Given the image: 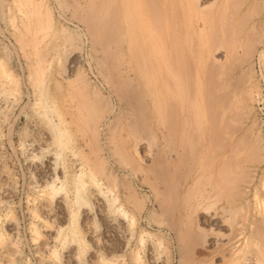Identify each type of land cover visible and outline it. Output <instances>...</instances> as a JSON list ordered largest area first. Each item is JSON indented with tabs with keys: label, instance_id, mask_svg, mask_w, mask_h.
I'll list each match as a JSON object with an SVG mask.
<instances>
[{
	"label": "rangeland",
	"instance_id": "374dc122",
	"mask_svg": "<svg viewBox=\"0 0 264 264\" xmlns=\"http://www.w3.org/2000/svg\"><path fill=\"white\" fill-rule=\"evenodd\" d=\"M200 1L214 12L219 2L224 8L231 5L226 1L225 6V0L224 4L215 0V5L214 0ZM255 1L248 24H256L260 39L246 56L243 82L237 93L232 88V96L234 105L240 106L246 93L250 141L257 138L259 148L254 153L241 147L233 150L235 133L223 151L214 150L211 156L205 152L211 147L206 128L201 148L210 165L197 164L198 153L190 163L180 154V159L175 157L173 162L184 175L173 194L171 185L149 170L154 162L146 140L140 141L138 152L131 147L136 158L144 155L143 168L118 169L125 175L124 183L92 182L88 165L96 153L92 144H86L91 134L84 135L68 121L82 116L77 101L84 87L81 77L111 96L118 107L97 67L103 55L100 46L73 8L58 0H0V264H264V0ZM250 3L246 0L240 11ZM204 35L197 32L201 41ZM197 51L202 62L206 55L202 44ZM224 53L220 49L215 56L228 66ZM197 73L205 78L202 67L193 77ZM192 84L191 101L207 105V88H197L195 79ZM62 113L67 127L59 123L65 120ZM183 113L189 115L188 128L195 124L188 108ZM110 121L111 116L101 128V143L109 165L117 169L109 152ZM134 141L131 138L130 145ZM183 149L185 143H176L171 158ZM185 172L190 173L188 179ZM208 174L219 188L199 207L195 193L211 180ZM100 175L96 173V178ZM233 185L249 186L247 199L229 195ZM189 186L193 192L187 196ZM76 187L85 201H78ZM187 197L195 199L194 209L186 206ZM243 227L251 237L248 245L238 239Z\"/></svg>",
	"mask_w": 264,
	"mask_h": 264
},
{
	"label": "bare ground",
	"instance_id": "6f19581e",
	"mask_svg": "<svg viewBox=\"0 0 264 264\" xmlns=\"http://www.w3.org/2000/svg\"><path fill=\"white\" fill-rule=\"evenodd\" d=\"M58 1L73 8L74 14L87 26L94 42L100 46L103 55L98 58L97 67L112 92L111 95L114 94L118 100L116 107L111 96L106 97L90 80L80 78L82 79L80 84L84 87L83 90L80 89L83 92L81 91L82 94L79 95L81 99L78 97L77 101L81 102L78 109L82 116L78 114L76 120L71 117L68 123H75L74 125L84 135L85 132L91 134L92 140L90 143L86 141V144L95 147L96 156L91 157L93 162L88 165L90 166L88 170L93 176L92 182L96 185L101 184V179H105L109 186L124 183L125 175H120L118 169L131 172L143 168L144 155L136 158L137 153L131 152V147L134 152H138V145L142 140L147 141L150 148L148 153L154 162V165L150 163L152 166L149 170L157 179L170 184L173 194L179 189L180 179L184 175L179 170L180 167L173 162L179 154L189 163L192 157L199 154L197 164L209 166V157L205 152L212 156L214 150L223 151L231 143L232 135L235 133H238V138L236 144L232 146L233 150L236 147L250 150L251 153L258 150L257 138L250 141L251 128L246 120L248 107L246 93L244 92V100L240 106L234 105L232 96V88L237 93L243 82L242 66L247 61L246 56L255 51L257 39H260L257 36L259 30L256 32V24H248L253 11L256 10L255 0H250V5L242 12L240 10L246 0H225V4L226 1L231 3L229 8H224L219 2V6L223 8L218 9V6L215 10L217 12L205 8L200 0H72L71 3L68 0ZM213 2L215 5V0ZM197 32L205 34L204 41L197 37ZM243 34L244 41L241 40ZM201 44L206 51L202 62L197 56V52L200 53L197 51L198 46ZM239 47H243L242 53ZM220 49L225 52L223 58L230 60L228 66L223 63V59L215 56V52ZM199 67L205 70V78H201L199 73L193 77V72ZM193 79L198 83L197 88L202 89L204 86L207 88V105L191 101L189 93L193 87ZM187 108L190 118L195 120V124L189 125V128L187 121L189 115L183 113ZM110 116L111 121L107 124L108 145L114 163L119 166L117 169L109 165V158L103 154L104 147L103 142L101 143V128ZM66 120H60L59 123ZM60 126L59 137L62 139L64 130L60 129ZM206 128L211 147L207 146L204 152L201 148V138ZM124 130H128V133L125 134ZM184 136L185 142L182 141ZM133 137L134 145H130L129 141ZM179 141L185 143V149L171 158V147ZM98 172L102 178H96ZM189 174L185 172L186 179ZM207 177L211 180L197 190L198 194L195 193L197 204L213 198L216 194H212L213 190L219 188L212 182L213 178H210L209 174ZM209 184L212 187H208ZM234 186L231 187L229 195L232 192L239 198L247 199L249 186H241L243 189L238 185ZM76 188L78 201H85L83 199L85 196H81V189ZM191 192L193 187L189 186L186 195ZM190 199L187 197L185 204L192 209L191 205L195 199ZM134 201L137 200L134 198ZM240 231L241 237L238 239L244 238L245 244L248 245L251 237L247 235L246 227Z\"/></svg>",
	"mask_w": 264,
	"mask_h": 264
}]
</instances>
